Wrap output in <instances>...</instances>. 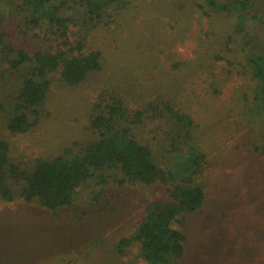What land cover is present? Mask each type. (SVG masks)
I'll return each instance as SVG.
<instances>
[{
	"label": "rangeland",
	"instance_id": "1",
	"mask_svg": "<svg viewBox=\"0 0 264 264\" xmlns=\"http://www.w3.org/2000/svg\"><path fill=\"white\" fill-rule=\"evenodd\" d=\"M263 19L264 0L243 14L214 11L207 0H128L111 24L88 37L87 49L102 52V70L76 87L55 80L40 124L27 134L6 128L18 82L0 63V139L10 143L14 159L32 166L96 139L90 108L101 90L118 92L133 111L171 100L193 121L186 146L171 139V118L145 117L132 133L166 170L176 171L181 148L207 154L200 176L207 198L187 216L188 243L177 264H264V229L251 219L259 214L256 188L264 182V158L244 153L264 133V113L252 107L256 78L248 64L253 52L264 53ZM0 34L29 52L49 46L21 34L17 19L0 24ZM102 174L106 182L90 181L72 206L56 211L37 201L0 200V264H146L138 246L120 254L117 243L132 234L145 205L168 200V194L161 186L120 184L119 170ZM254 180L255 190L242 195L245 181Z\"/></svg>",
	"mask_w": 264,
	"mask_h": 264
},
{
	"label": "trees",
	"instance_id": "2",
	"mask_svg": "<svg viewBox=\"0 0 264 264\" xmlns=\"http://www.w3.org/2000/svg\"><path fill=\"white\" fill-rule=\"evenodd\" d=\"M254 1L207 0L214 11L241 14L252 8ZM127 6L128 0H0V24L17 19L21 34H34L49 44L29 52L15 48L0 34V63L8 65L7 70L17 76L18 82L6 119L11 134H27L40 124L55 80L76 87L102 70V52L87 49L88 37L95 28L111 24ZM260 22L264 27V19ZM248 64H252L256 78L252 107L264 113V53L253 52ZM175 105L162 99L150 102L143 111H133L118 92L101 90L90 108V125L96 139L77 152L67 148L52 158L36 160L32 166L14 159L10 143L0 139V200L37 201L45 209L56 211L72 206L79 189L90 181L106 182L103 171L119 170L124 175L120 184L161 186L169 199L145 205L132 234L118 240L117 251L124 254L136 245L139 258L146 264H177L185 256L188 243L184 230L187 216L201 210L207 198L200 182L207 154L195 148L186 150V154H198L191 158L181 148L176 156V171L166 170L154 159L151 149L132 133L133 126L145 117L171 118V139H183L180 145L186 146L192 139L193 121ZM244 153L264 158V133L247 143ZM255 182L245 181L240 189L242 195L254 191L250 185ZM256 189L260 196L255 199V208L263 219L258 213L251 219L264 229V182Z\"/></svg>",
	"mask_w": 264,
	"mask_h": 264
}]
</instances>
